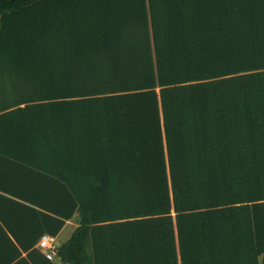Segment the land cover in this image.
I'll return each mask as SVG.
<instances>
[{"label":"trees","instance_id":"16d2710c","mask_svg":"<svg viewBox=\"0 0 264 264\" xmlns=\"http://www.w3.org/2000/svg\"><path fill=\"white\" fill-rule=\"evenodd\" d=\"M0 168L27 264H264V0H0Z\"/></svg>","mask_w":264,"mask_h":264},{"label":"crops","instance_id":"0c3cea01","mask_svg":"<svg viewBox=\"0 0 264 264\" xmlns=\"http://www.w3.org/2000/svg\"><path fill=\"white\" fill-rule=\"evenodd\" d=\"M27 184H34V182H29L27 178L22 177L20 171L13 169L9 175L8 169L0 168V186L3 187L0 188V264H27L23 261V257L26 255L24 249L29 248L28 246L23 247V244L27 245L36 235L38 230L36 217L30 210L28 211L16 203V201L25 200L14 196V194H9V189H12L14 192L28 197L34 196L31 191L24 189V185ZM75 217L76 214L66 219L60 231L52 236L58 245L63 242L62 237L65 236L68 239L77 226ZM34 247L38 248V241ZM51 261L63 264L57 257Z\"/></svg>","mask_w":264,"mask_h":264},{"label":"built area","instance_id":"2783aa9c","mask_svg":"<svg viewBox=\"0 0 264 264\" xmlns=\"http://www.w3.org/2000/svg\"><path fill=\"white\" fill-rule=\"evenodd\" d=\"M58 244L55 242L54 237L43 234L38 240V248L49 260H53L57 255Z\"/></svg>","mask_w":264,"mask_h":264},{"label":"rangeland","instance_id":"374dc122","mask_svg":"<svg viewBox=\"0 0 264 264\" xmlns=\"http://www.w3.org/2000/svg\"><path fill=\"white\" fill-rule=\"evenodd\" d=\"M61 240V239H60ZM65 240H67V237H62V241H65Z\"/></svg>","mask_w":264,"mask_h":264}]
</instances>
